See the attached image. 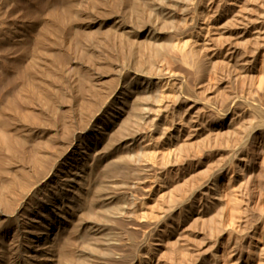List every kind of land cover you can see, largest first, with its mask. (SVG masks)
Wrapping results in <instances>:
<instances>
[{"label": "bare ground", "instance_id": "6f19581e", "mask_svg": "<svg viewBox=\"0 0 264 264\" xmlns=\"http://www.w3.org/2000/svg\"><path fill=\"white\" fill-rule=\"evenodd\" d=\"M42 19L0 264H264V0H67Z\"/></svg>", "mask_w": 264, "mask_h": 264}, {"label": "rangeland", "instance_id": "374dc122", "mask_svg": "<svg viewBox=\"0 0 264 264\" xmlns=\"http://www.w3.org/2000/svg\"><path fill=\"white\" fill-rule=\"evenodd\" d=\"M66 1L0 0V128L4 130L1 133L3 140L0 141V149L2 147L0 150V179L12 167L19 151L17 146V152H15L13 146L16 130L32 125L30 119L27 118L26 120L22 117L23 101L16 96L27 57L36 45L44 28V19L42 18H45L49 12L56 11ZM62 35L63 31L56 27L49 31L48 39L52 41L51 44L53 43L51 47L61 46ZM9 99H13L12 112L6 109ZM12 115H18L19 121L12 119Z\"/></svg>", "mask_w": 264, "mask_h": 264}]
</instances>
